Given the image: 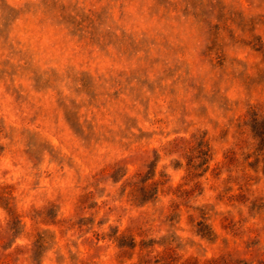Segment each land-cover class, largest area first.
<instances>
[{
  "label": "clouds",
  "instance_id": "9594fccd",
  "mask_svg": "<svg viewBox=\"0 0 264 264\" xmlns=\"http://www.w3.org/2000/svg\"><path fill=\"white\" fill-rule=\"evenodd\" d=\"M264 264V0H0V260Z\"/></svg>",
  "mask_w": 264,
  "mask_h": 264
},
{
  "label": "rangeland",
  "instance_id": "374dc122",
  "mask_svg": "<svg viewBox=\"0 0 264 264\" xmlns=\"http://www.w3.org/2000/svg\"><path fill=\"white\" fill-rule=\"evenodd\" d=\"M0 264H12V261L10 258H5L3 260H0Z\"/></svg>",
  "mask_w": 264,
  "mask_h": 264
}]
</instances>
